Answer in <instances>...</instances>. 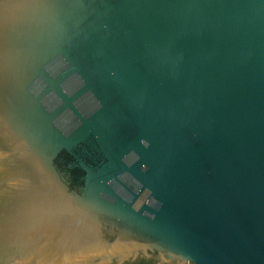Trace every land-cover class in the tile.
I'll list each match as a JSON object with an SVG mask.
<instances>
[{
  "label": "water",
  "instance_id": "1",
  "mask_svg": "<svg viewBox=\"0 0 264 264\" xmlns=\"http://www.w3.org/2000/svg\"><path fill=\"white\" fill-rule=\"evenodd\" d=\"M0 264H264V0H0Z\"/></svg>",
  "mask_w": 264,
  "mask_h": 264
}]
</instances>
